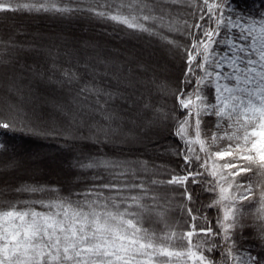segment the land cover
Masks as SVG:
<instances>
[{"label": "snow or ice", "instance_id": "obj_1", "mask_svg": "<svg viewBox=\"0 0 264 264\" xmlns=\"http://www.w3.org/2000/svg\"><path fill=\"white\" fill-rule=\"evenodd\" d=\"M18 14L82 16L158 36L178 50L186 65L180 85L169 91L152 81L173 98L170 110L137 95L140 81L130 70L124 76L122 63L116 71L108 61H99L103 71L86 63L90 79L82 80L57 63L58 49L47 54L49 79L59 70L62 87L78 85L71 119L91 122L94 144H114L124 120L135 122L123 112L143 100L133 115L147 126L171 121L180 141L172 154L182 162L171 168L89 155L75 165L90 179L77 192L13 201L3 193L40 194L48 186L0 189V264H264V10L252 16L229 0H0V22ZM34 47L15 36L0 40V64ZM55 134L20 109L0 118V157L8 158L0 171L15 167L17 135ZM203 193L212 194L207 203Z\"/></svg>", "mask_w": 264, "mask_h": 264}, {"label": "rangeland", "instance_id": "obj_2", "mask_svg": "<svg viewBox=\"0 0 264 264\" xmlns=\"http://www.w3.org/2000/svg\"><path fill=\"white\" fill-rule=\"evenodd\" d=\"M81 22L85 24L87 21L82 18ZM100 33L90 25L87 27L82 25L78 28L64 22H58L53 29L45 24L31 27L24 26L22 23L14 26L10 22L0 27V40L6 41L15 36L21 44L35 46L32 50H18V55L13 62L0 64L2 110L8 118H12L17 109L23 110L35 127L56 133L38 138L29 137L32 143L28 146L15 139V152L10 154L14 155L15 167L0 171V173H7L8 176V172L13 170L17 173L16 171L20 168L17 174L8 176L10 181L20 177L46 175L52 181L66 182L68 176L74 173L76 166L63 155L72 152L73 156H77L74 147L79 146V143L92 142L89 139L90 134L94 133V129L90 128L91 122L85 120L81 123L79 116L75 121L71 119V114L77 112L76 106L71 103L75 96L73 88L67 84L62 87L56 80L49 79L50 66L47 54L49 49L54 52L58 49L60 52L58 60L63 62L70 60L74 67L81 70L82 77L90 78L84 67L86 63L101 71L104 70V65L99 63L101 60L112 64L109 71H116V65L122 63L123 75L128 76L130 70V78L140 81L137 84V95L143 93V98L150 102L154 95L155 97L159 95L161 99L167 98L168 95L159 92L152 81L162 83L158 79L165 78L174 84L179 62L178 55L172 49L146 39L127 37L117 33L113 36L109 35V32ZM75 58L80 59L78 63ZM41 73L44 75L42 76ZM101 79L105 84L114 86L115 82H110L109 77ZM70 88L71 91H69ZM125 91L131 92L132 89H125ZM131 99L135 100V97ZM142 103L143 100L137 102L133 112H123L126 118L132 117L135 122L125 119L121 133L113 137L115 143L106 144V146L121 148L123 152L132 148L149 150L150 141L157 140L152 133L162 132L160 125L162 121L147 126L142 117L134 116V112L140 111ZM158 103L164 106V103L160 101ZM158 103L156 101L153 105L157 106ZM157 151L161 153V150ZM7 159L0 157V166L6 165ZM25 167H28L26 171H24Z\"/></svg>", "mask_w": 264, "mask_h": 264}, {"label": "trees", "instance_id": "obj_3", "mask_svg": "<svg viewBox=\"0 0 264 264\" xmlns=\"http://www.w3.org/2000/svg\"><path fill=\"white\" fill-rule=\"evenodd\" d=\"M229 4L231 7L235 8L236 10H242L244 13H248L249 15L256 16L257 13L261 10L260 6L264 5V0H229ZM227 11V9H226ZM9 16H12L13 14H8ZM82 18L84 17H75L71 19H62L59 17H52L49 15H32L29 16L28 14H23V15H15L14 19H10L8 21L0 22V27H4L7 25V23H12L14 26H16L17 23H22L24 26H37V25H46L50 26V28H56L58 22H64L65 24L69 25H75L76 27H82V25H85L86 27L88 25L92 26L94 29H97L99 32L104 34V32H109L108 34L113 36L114 34H120L124 35L127 37H133L137 39H142V40H148L151 42H156L162 45L165 48L172 49L177 55H178V62H179V67H178V73L174 77V84L170 83L167 81L165 78H159L158 80L162 83H165L169 86V91H171L172 88L178 87L180 85V81L182 79V74L185 70L186 65L180 58V53L178 50L173 49L172 46L165 41L161 40L158 36H149L147 33H137L133 32L130 29H126L123 26L120 25H114L112 23L108 24H102L96 20H91V19H86L87 22L85 24L82 21ZM37 22V23H36ZM83 23V24H82ZM90 23V24H89ZM112 32V34H111ZM100 33V34H101ZM166 35L171 36V33H166ZM180 38V37H178ZM73 46V45H72ZM72 50L74 51V48L71 47ZM69 57V56H68ZM77 63L79 62L80 59L75 58ZM57 63L61 66V68H72L76 72L80 73V69L76 66L74 67V64L69 60V62H63L62 60H58ZM48 64L50 66V61H48ZM49 69V68H48ZM47 75V74H46ZM51 75V73H50ZM48 75V76H50ZM61 74L60 71L57 70L55 72V79L56 81H59L61 79ZM90 78L88 77H82V80H88ZM158 81V82H159ZM66 85V84H65ZM106 86H110L105 84ZM70 86V85H67ZM71 88H73L74 92L76 93V89L78 88V85H71ZM156 98V99H155ZM157 103L160 101L164 103L165 108H168L169 110L172 108L173 104V98L168 95L166 99H161L159 95L153 97L152 99V104L154 102ZM157 106H160L159 103ZM0 118L4 119H10L7 117V114L2 110L1 104H0ZM208 119H213L209 117ZM161 131L162 132H156L152 133L153 136L156 137L157 140L155 141H150L151 144L149 150L148 149H140V148H132L131 150L127 149V152L121 151V148H116V147H108L106 144H104L102 147L101 145L94 144L93 142H89L88 144H82L79 143V146L74 147L75 150L77 151V156H73L74 153H67L64 154L63 156L67 158V160H71L73 165H76V162L78 159H85L89 155H102V154H107L109 156H113L115 158H127L129 160H146L150 162L151 164H155L157 166H169L171 168H179L180 163L182 162L181 159L177 158L172 154V151L174 148H176L179 144L180 141L179 139L175 136V131L173 128V124L171 121L161 122ZM162 133L164 135H162ZM17 141L21 142V144H26L27 146L32 143L29 141V137H21L17 135L15 138ZM62 142V140H61ZM15 143V142H14ZM81 144V145H80ZM118 149V150H117ZM157 150H161V153H158ZM157 151V152H156ZM62 156V157H63ZM72 156V157H71ZM7 159V157H4ZM8 160V159H7ZM24 167V166H23ZM21 167V168H23ZM28 168V167H27ZM26 167L24 168V171L27 169ZM20 168L16 171H18ZM12 172H8V176L10 177L12 174H17L14 173L13 170ZM92 170H89L91 172ZM7 176V173H0V189H9V188H16L19 187L22 183H30V184H35V185H42V186H48V191H45L44 193L40 194H28V193H17L15 191H7L3 193L4 198L9 199V200H15L17 197L21 198H50L55 195L54 190H58L61 195H68L69 193L77 192L80 189L84 188L86 183H90L89 180H84L82 177H87L89 176V173H85L79 168L75 167L74 173L70 174L68 178L66 179V182L60 183L56 181L50 180L46 175H41V176H34L30 178H17L16 180H9ZM76 179L74 182H71L70 180ZM199 188V186H196ZM161 191H164V189H161ZM211 193H203L202 194V199L204 200L205 203L208 202L209 197H211ZM157 210H160V206H158ZM210 213L214 212V209H209L208 210ZM154 220L156 219L155 213H153ZM145 226H150L148 223L145 224ZM151 226L155 227H161L162 225L160 224H153ZM246 246H248L253 252H258L259 249L252 247L251 243L249 242Z\"/></svg>", "mask_w": 264, "mask_h": 264}]
</instances>
